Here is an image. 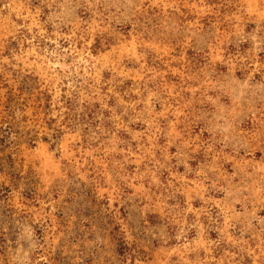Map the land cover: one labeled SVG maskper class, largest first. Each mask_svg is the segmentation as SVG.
Returning <instances> with one entry per match:
<instances>
[{"label": "rangeland", "instance_id": "1", "mask_svg": "<svg viewBox=\"0 0 264 264\" xmlns=\"http://www.w3.org/2000/svg\"><path fill=\"white\" fill-rule=\"evenodd\" d=\"M0 264H264V0H0Z\"/></svg>", "mask_w": 264, "mask_h": 264}]
</instances>
